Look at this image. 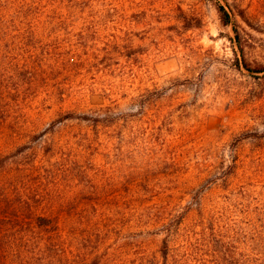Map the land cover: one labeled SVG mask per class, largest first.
<instances>
[{"label": "rangeland", "instance_id": "rangeland-1", "mask_svg": "<svg viewBox=\"0 0 264 264\" xmlns=\"http://www.w3.org/2000/svg\"><path fill=\"white\" fill-rule=\"evenodd\" d=\"M218 1L264 64V0ZM234 38L212 0H0V181L109 264L161 262L168 228L264 264V72Z\"/></svg>", "mask_w": 264, "mask_h": 264}, {"label": "trees", "instance_id": "trees-1", "mask_svg": "<svg viewBox=\"0 0 264 264\" xmlns=\"http://www.w3.org/2000/svg\"><path fill=\"white\" fill-rule=\"evenodd\" d=\"M222 24L232 26L234 42L243 55V66L250 73H263L264 64L252 67L245 59L241 33L236 26V14L218 0H212ZM245 18V15H241ZM101 213L97 214V217ZM70 217V218H69ZM84 217L83 220H85ZM83 226L87 223L82 221ZM86 228V227H85ZM78 228L64 210L57 205L48 191H37L34 186L20 184L16 175L0 181V264H109L100 253L85 251L77 235ZM178 234L168 228L167 239L162 249V260L117 259L112 264H231L227 252L218 249L214 243L203 242L201 235L188 239V244L172 247L171 238ZM195 238V239H193ZM207 240V239H205ZM204 240V241H205ZM184 241V240H183ZM207 252L200 253V246ZM184 246V244L182 245ZM177 250V252H176ZM225 250V248H224ZM238 264H254L248 256Z\"/></svg>", "mask_w": 264, "mask_h": 264}]
</instances>
